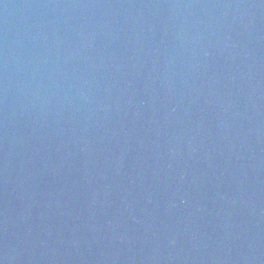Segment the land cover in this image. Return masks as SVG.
<instances>
[{"label":"water","instance_id":"obj_1","mask_svg":"<svg viewBox=\"0 0 264 264\" xmlns=\"http://www.w3.org/2000/svg\"><path fill=\"white\" fill-rule=\"evenodd\" d=\"M0 264H264V0H0Z\"/></svg>","mask_w":264,"mask_h":264}]
</instances>
